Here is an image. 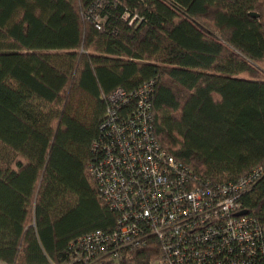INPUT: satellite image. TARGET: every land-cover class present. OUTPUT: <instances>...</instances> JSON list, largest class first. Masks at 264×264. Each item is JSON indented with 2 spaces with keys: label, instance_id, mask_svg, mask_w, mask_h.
<instances>
[{
  "label": "trees",
  "instance_id": "1",
  "mask_svg": "<svg viewBox=\"0 0 264 264\" xmlns=\"http://www.w3.org/2000/svg\"><path fill=\"white\" fill-rule=\"evenodd\" d=\"M146 82L153 133L175 159L218 184L259 170L239 201L264 226V0H0L1 259L162 256L150 232L116 256L78 240L117 222L90 169L108 96L127 91L122 119Z\"/></svg>",
  "mask_w": 264,
  "mask_h": 264
},
{
  "label": "built area",
  "instance_id": "2",
  "mask_svg": "<svg viewBox=\"0 0 264 264\" xmlns=\"http://www.w3.org/2000/svg\"><path fill=\"white\" fill-rule=\"evenodd\" d=\"M150 82L139 88L132 113L119 119L129 101L118 87L102 124L107 138L95 175L105 202L118 212L116 225L79 237L88 254L137 245L156 235L162 256L154 264H264V226L250 214H237L239 196L259 170L232 181L213 183L175 159L153 133ZM0 264H8L0 258Z\"/></svg>",
  "mask_w": 264,
  "mask_h": 264
},
{
  "label": "water",
  "instance_id": "3",
  "mask_svg": "<svg viewBox=\"0 0 264 264\" xmlns=\"http://www.w3.org/2000/svg\"><path fill=\"white\" fill-rule=\"evenodd\" d=\"M249 14L251 16H253V17H257L258 16V13H256V12H250ZM245 213H247L246 209H241L240 211L237 212V214H245Z\"/></svg>",
  "mask_w": 264,
  "mask_h": 264
}]
</instances>
